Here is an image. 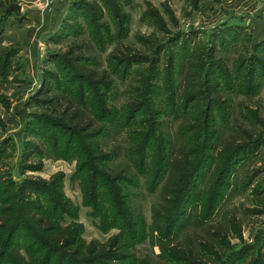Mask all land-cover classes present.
Wrapping results in <instances>:
<instances>
[{
	"label": "rangeland",
	"instance_id": "obj_1",
	"mask_svg": "<svg viewBox=\"0 0 264 264\" xmlns=\"http://www.w3.org/2000/svg\"><path fill=\"white\" fill-rule=\"evenodd\" d=\"M225 1L0 0V223L18 227L13 243L22 254L31 255L33 238L70 227L69 240L78 232V241L69 254L78 244L100 250L117 235L128 264H264V77L252 93L245 87L252 37L264 36V22L258 30L248 16L222 15ZM80 71L100 84L80 80ZM78 110L92 126L86 141L74 133ZM191 126L190 169L200 171L177 219L163 207L168 173L156 172L165 163L157 137L172 139L174 157ZM98 130L97 140L87 139ZM146 132L155 135L146 145L148 176L134 158ZM260 135L263 143L247 146L224 176L233 143ZM217 184L221 196L209 212ZM114 208L122 213L115 217ZM162 218L171 219L168 237Z\"/></svg>",
	"mask_w": 264,
	"mask_h": 264
},
{
	"label": "trees",
	"instance_id": "obj_2",
	"mask_svg": "<svg viewBox=\"0 0 264 264\" xmlns=\"http://www.w3.org/2000/svg\"><path fill=\"white\" fill-rule=\"evenodd\" d=\"M263 54H264V41L254 46L253 53L250 56L252 57L250 59V62L251 63L253 62L255 65L249 66L250 80L248 81V85H246L245 83L247 94L252 93L254 87H258V84H260V83H257L259 78L261 76L264 77V67L261 70V64L264 59ZM240 64L242 65L236 68L237 73L239 75L243 72V70L248 68L247 67L248 65L245 59H243L242 63ZM68 67L70 66H66V68ZM227 70L228 69L224 67V71L226 72ZM75 73L77 74L76 67H75ZM226 75L229 76L230 73L228 72ZM80 76H81L80 80L87 78L95 82L96 84H100V81L98 77L95 76L94 72L85 73L84 71H82L80 73ZM219 87L220 85H218L216 89L212 90L211 92L217 93V91L219 90L217 88ZM70 110H71L70 106L68 105L66 107V110L64 111L68 112ZM80 113L81 112L78 110L74 112V116H71V120H73L72 122L74 124V127L76 128V130L74 129L73 130H74V133H77L79 135V140L86 141L82 134H84V131L86 129H89L92 126L90 122L84 123L82 121L83 118L81 117ZM223 119L224 117L222 118V120ZM181 132H182V138H183V145L181 148H179L180 149L179 154L174 157L171 156L174 150V144H172L173 143L172 139H167L165 141V139L161 136V134H159V136L157 137L158 147L160 148V151L165 152L163 155L161 154L165 163L161 164L162 159L160 162L158 161L157 163L158 165H160V167L158 166L159 168H157L156 172L159 175L162 170L161 168H165L167 169V173H168V177L162 187V192H161L162 202L163 204H165L163 205V207L165 208L166 211L171 212L174 215V218H175V215L177 214L178 215L177 219L182 214V212L184 211L186 207V204L189 203L192 197V194L195 190V180H196L194 175L196 176V178L199 177V171H200V169H197L196 167L192 170L190 169L191 164L194 160L191 158V156L192 157L195 156L194 146H195L196 139L194 135V127L191 126L189 127L188 130L187 129L182 130ZM101 134H102V131L98 130L97 132H95L94 135L87 137V139L97 140V138L100 137ZM152 137L154 138L155 135L152 134L151 132H146L141 135L144 147L142 146L138 147L136 152L137 153L142 152V153L141 154L136 153V156H134L135 165L138 163L136 168L144 176H148L147 173L149 172V169H150L148 162H147V154H145V152H146V147H147L146 145L150 141H152ZM249 137L251 136L249 135L248 138ZM262 138L263 136L260 135L257 139L252 140L251 142H249L248 144H245L244 146H242L243 144L236 145L238 143H233V146L231 148L235 146L236 148L233 149L232 153L229 151L226 153L227 162L225 160L226 164H225V167L222 169V172H223L222 174L224 176L228 174V172L230 171L231 167L234 164L235 157L238 156L239 153L246 151L247 146L250 145L249 147H251L253 145L258 146V144H262L263 143ZM98 148L99 147L94 146L90 149H93L95 151ZM133 154L135 153H132V155ZM107 158H109V156ZM196 171H198V173ZM115 177L117 176H114L112 179H115ZM120 178L117 177L116 180H122V179L124 180V178L122 177ZM156 183H158L157 179L154 181V184ZM221 184H222V181H221ZM216 189H217V192L213 194V196H210L209 194L208 202H210V205H211L208 207L209 212L211 211L213 204H215L216 201L221 196V189H222L221 186L217 184ZM119 192H121V190ZM96 197L99 198V195H96ZM110 201L113 202L112 199H110L109 202ZM204 211L205 212L203 216L201 217L202 223L205 220L204 218L207 217L206 210ZM130 212H131L130 209L129 211L128 210L126 211L127 222H124L125 228H127L128 230L130 229L129 225H131L133 228V225L135 224L132 221V219L130 220V216H131ZM113 213L115 214V217H116V214L118 213V215H120L122 211H120V209L114 208ZM115 217L113 219H115ZM122 217L124 220H126L123 215ZM162 220L164 222L162 224V227H160L159 229L162 232V229L166 227L167 231L165 233V237H168L173 230L171 226V219L162 218ZM174 222L176 223L175 219H174ZM39 223L41 227L43 228V226L45 225L44 217L39 218ZM9 224L10 223L8 222H5L4 224L0 223V264H2L3 261L7 262V260H9L10 264H51V259L52 257L55 256V253L59 254L57 264H128V261L132 259V255L126 251L127 246L125 244L124 239L117 235L111 237L105 244L100 245L102 247L100 250L98 248L96 249L97 246L95 247L94 245L85 246L84 244L77 243L78 244L77 249H75V251L72 254L67 253V250H69L70 247L73 244H75L76 241H78V232H77V239H76V236H74L73 238L69 240L70 235H71V233H68L71 231L70 227L67 228L66 230H60V231L58 230L56 234L54 235H49V237L53 239V243H56V245L61 244L62 248L59 246H58L59 248L57 246H51V244L52 245H55V244L52 243L49 237H47L46 240H42L41 242L40 241L37 242V239L33 238L32 243L34 245L27 249V251H29L31 255L27 257L26 255L22 254L19 249L15 248V244L13 243V237L15 235V230L18 227L16 225H12L11 228L8 229ZM41 227L39 229L40 232H42ZM47 228L49 229L47 232L49 231L52 232L55 230L54 226L51 227L47 225L44 227V229H47ZM10 232H11V236H10ZM167 252L170 254L171 258L173 259H177L179 261L184 260L183 257H180L184 255L179 256V253L181 251H178L176 248H169ZM208 252L207 254H209ZM71 257H74V258L71 259ZM232 257L233 256H231V258ZM234 261L235 260H233V262ZM189 264H192V263H189Z\"/></svg>",
	"mask_w": 264,
	"mask_h": 264
},
{
	"label": "crops",
	"instance_id": "obj_3",
	"mask_svg": "<svg viewBox=\"0 0 264 264\" xmlns=\"http://www.w3.org/2000/svg\"><path fill=\"white\" fill-rule=\"evenodd\" d=\"M223 8L224 11L222 15L226 16L225 11L229 10L230 13L235 15H243L244 19L248 16L251 21L252 19L256 20V26L258 30H261L259 27H261L264 22V0H226ZM252 24L254 25V22ZM262 37L264 36H262L260 31H258L256 35H253V43L250 48L253 49V46L261 43Z\"/></svg>",
	"mask_w": 264,
	"mask_h": 264
},
{
	"label": "water",
	"instance_id": "obj_4",
	"mask_svg": "<svg viewBox=\"0 0 264 264\" xmlns=\"http://www.w3.org/2000/svg\"><path fill=\"white\" fill-rule=\"evenodd\" d=\"M13 7L20 8L18 4H13L12 6H10V8H13Z\"/></svg>",
	"mask_w": 264,
	"mask_h": 264
}]
</instances>
